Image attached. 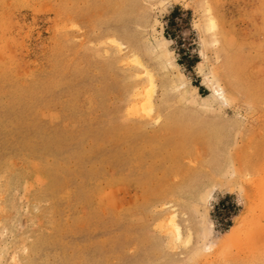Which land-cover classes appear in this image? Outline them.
I'll return each mask as SVG.
<instances>
[{
    "label": "rangeland",
    "instance_id": "374dc122",
    "mask_svg": "<svg viewBox=\"0 0 264 264\" xmlns=\"http://www.w3.org/2000/svg\"><path fill=\"white\" fill-rule=\"evenodd\" d=\"M0 264H264V0H0Z\"/></svg>",
    "mask_w": 264,
    "mask_h": 264
},
{
    "label": "bare ground",
    "instance_id": "6f19581e",
    "mask_svg": "<svg viewBox=\"0 0 264 264\" xmlns=\"http://www.w3.org/2000/svg\"><path fill=\"white\" fill-rule=\"evenodd\" d=\"M152 78H153V76H152ZM144 89H145V87H143V90L141 91V93H144ZM136 94H137V96H142L143 95V94H140L139 91ZM213 96L218 97L219 99H222L223 101H228L227 94H226V91H225L224 87L219 85V84H216L214 86ZM149 102H150V106H152L153 105V100L151 98L149 99ZM165 219H166L165 224L167 225L166 228L169 229V233L168 234L170 235V238L172 240H175L176 242L185 241V236H184V234L182 232V228H181V226H180V224H179V222L177 220V214L173 213L169 217H165ZM240 224L241 223H239V226H237V228L234 227V229H233V227H232V231L229 230L230 238H232L234 236V234L238 230H240L239 229L240 228Z\"/></svg>",
    "mask_w": 264,
    "mask_h": 264
},
{
    "label": "trees",
    "instance_id": "16d2710c",
    "mask_svg": "<svg viewBox=\"0 0 264 264\" xmlns=\"http://www.w3.org/2000/svg\"><path fill=\"white\" fill-rule=\"evenodd\" d=\"M177 8H175L174 10H172V12L170 13V18H169V22H172L171 19H173L172 17L174 16V14L177 12ZM164 36L167 38V39H171V40H174L175 42H178L177 38L175 36H170L166 29L164 31ZM181 54V53H179ZM182 54H184V56L188 57L189 58V61L192 63V66H189L188 68L190 67H193L196 65V63H198V60L196 58V56L194 55H190L188 52H183ZM216 210H217V213L221 215V218L223 217H228V214H230V212H236V207L234 205H230L229 207H225L224 205V202H221V205L220 206H216ZM227 220V219H226ZM227 223V226L230 225V223H228L229 221H226ZM227 229V227L225 228Z\"/></svg>",
    "mask_w": 264,
    "mask_h": 264
},
{
    "label": "clouds",
    "instance_id": "9594fccd",
    "mask_svg": "<svg viewBox=\"0 0 264 264\" xmlns=\"http://www.w3.org/2000/svg\"><path fill=\"white\" fill-rule=\"evenodd\" d=\"M238 202V201H237Z\"/></svg>",
    "mask_w": 264,
    "mask_h": 264
}]
</instances>
